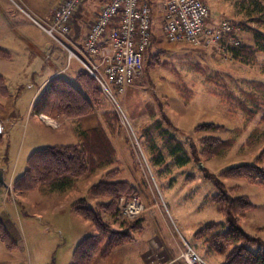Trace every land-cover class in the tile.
Listing matches in <instances>:
<instances>
[{"label": "rangeland", "instance_id": "rangeland-1", "mask_svg": "<svg viewBox=\"0 0 264 264\" xmlns=\"http://www.w3.org/2000/svg\"><path fill=\"white\" fill-rule=\"evenodd\" d=\"M94 1L91 13L79 10L72 19L78 43L108 0ZM30 2L33 5L24 6L18 0H0V52L5 55L0 58V71L9 94L0 99V113L7 123L6 132L0 134V158L7 157L8 173L18 153L23 160L27 151L25 117L32 94L54 69L72 76L71 70L78 64L35 23L62 1L56 7L57 0H44L42 5L40 0ZM151 2L153 39L142 76L116 97V103L102 93L100 105L94 106L91 120L86 122L87 126L92 121L95 127L109 128L111 145L113 142L117 151L115 161L85 174L75 181L74 188L62 191L55 199L43 198L38 191L29 193L31 207L24 211L18 208V215L14 214L17 231L26 242V264H71L73 242L92 227L86 223L84 230L70 221V205L84 199L92 207L99 201L89 197L88 190L108 170H116V180L134 184L136 193L148 199L151 207L155 196L161 213L177 226L174 213L189 222L186 212L193 206L200 222L224 223L209 199L216 193V184L235 189V195L246 197L252 205L237 226L249 239L252 251L264 248V188L229 174L231 169L245 165L264 169V51H259L254 41V32L264 35V0L205 2L209 22L223 19L239 25L241 45L248 51L238 59L227 60L215 48L168 43L163 35L161 5L158 0ZM63 72L57 75L64 80ZM47 116L48 120L65 117ZM14 123L22 128H14L8 141ZM39 129L45 138L57 135L50 128ZM61 136L67 142L63 145L75 143L63 133ZM169 137L181 144L177 155L167 149L165 139ZM45 147L41 144L34 150ZM55 207L66 214H54ZM34 213L41 217H34Z\"/></svg>", "mask_w": 264, "mask_h": 264}, {"label": "trees", "instance_id": "trees-1", "mask_svg": "<svg viewBox=\"0 0 264 264\" xmlns=\"http://www.w3.org/2000/svg\"><path fill=\"white\" fill-rule=\"evenodd\" d=\"M254 41L258 50L264 51V35L254 32ZM246 51L248 49L243 48L241 42L230 49L232 59H238ZM1 57H5L3 52H0ZM7 96L5 80L0 75V98ZM101 100L102 92L98 84L86 72L80 71L76 75L75 86L60 77L51 79L33 109L37 114L76 118L89 115ZM165 140L170 154L177 155L181 151L180 143H175L170 137ZM114 151L102 128L96 127L83 135L80 145L48 147L32 153L27 161V170L14 181V188L25 192L66 177L79 179L87 173L96 172L103 165H111L115 161ZM117 174L116 170H108L97 184L89 188V197L99 200L92 207H88L83 199L71 205V210L95 230L94 235L84 238L75 247L72 264H93L97 257H106L112 249L131 242L141 229L139 219L129 221L119 217L117 199L122 195L136 194V190L128 182L116 180ZM229 174L264 188V169L257 165L239 166L231 169ZM234 191L216 184V193L209 202L223 217L224 223L203 224L194 233V238L201 240L208 251L220 256L223 259L221 264H264V248L252 251L249 239L237 226L238 220L252 205L246 197L237 196ZM103 216L110 223H106ZM115 224L119 230L112 229ZM0 242L6 249H14V243L1 222Z\"/></svg>", "mask_w": 264, "mask_h": 264}, {"label": "built area", "instance_id": "built-area-1", "mask_svg": "<svg viewBox=\"0 0 264 264\" xmlns=\"http://www.w3.org/2000/svg\"><path fill=\"white\" fill-rule=\"evenodd\" d=\"M86 0H62L49 15L35 22L51 39L66 50L101 92L116 103L142 76L144 58L152 40L151 0H108L102 4L81 45L71 40L72 19ZM162 10L163 35L170 44L215 48L224 60L232 59L230 49L239 46V25L231 21L209 22V7L202 0H158ZM69 47L73 50L69 51ZM52 128L58 124L47 117ZM129 124V123H128ZM4 127L0 122V134ZM1 197L13 192L6 187ZM121 219L135 221L145 210L136 194L117 199ZM183 264H207L190 246L180 255ZM160 264H172L163 262Z\"/></svg>", "mask_w": 264, "mask_h": 264}, {"label": "crops", "instance_id": "crops-1", "mask_svg": "<svg viewBox=\"0 0 264 264\" xmlns=\"http://www.w3.org/2000/svg\"><path fill=\"white\" fill-rule=\"evenodd\" d=\"M18 1L24 6L33 5V3L30 2L31 0L30 1L29 0H18ZM40 1H41L40 4L42 5L44 0H40ZM61 1L62 0H57V2L53 6L56 7ZM210 1L211 0H205V2H208L209 4H210ZM95 3L96 2L94 0L93 1L86 0L81 5L79 10L81 11L84 10L83 11V13L85 12L84 14H86V12L91 13V11L93 10V4L95 5ZM205 4L207 5V3ZM44 15L45 14H43L42 16ZM71 31H72L71 37L73 38L72 42H74V44L79 47L81 43L77 42V39L73 35V29ZM240 37L241 36L238 35L237 39L239 41H240ZM80 71H81V67L78 64H76L75 67L71 70L72 76L66 74L65 73L66 71L63 72L60 69H54L52 71V74L32 94L31 103L26 109L25 119L27 121L28 129L26 126L24 129V134L28 133L29 142L26 145L27 151L24 153L25 157H23V160H20V152H19L18 155L16 156V159H14L13 161V166H12L11 172L9 173H8L9 170L7 169H9L10 167H7V165L5 164L7 157L4 155L2 158H0V179H1L0 181L1 183H3V186L0 185V194L2 193V190H5L6 187L8 186L12 187L13 189V192L12 193L9 192L6 197H1L0 195V222L14 243V249L8 250L0 242V264H26L27 262V257L24 255V253H26V247H25L26 242L23 243L17 231L16 224L14 222V214L18 215V210H17L18 208H20L21 211H24L27 208V206L31 207L29 193L38 191V193L42 194L43 198L51 199L53 197L55 199L56 195L58 194L60 195L62 191L64 192L66 189L74 188L75 181L78 180V179H71V178L66 177L65 179L59 180L56 183H53L51 185H41V186H38L34 190L25 191V192H19L15 190L14 185H13L14 181L20 178L24 174V172L27 170L28 158L32 153L36 152L34 149H38L37 147L39 145L41 144L47 145V147L45 148L80 145L82 143L83 135H85L87 131H90L96 128L95 126H93L92 121H90L88 126L86 124L87 121L91 120L89 119L91 118L90 117L91 115H87L83 117H76V118L59 117L57 119H52L51 117H49V119L56 121V123L59 125L58 128L55 129L42 121L41 116L48 117L47 115H45L44 113L37 114L34 112V109H33L35 103L41 96L42 90L45 87L46 88L48 87V83L50 82V80L53 79L54 77H59L57 73L59 74V72H63L64 80L67 81L69 84L75 86V78H76L77 73ZM0 75H2L5 78V76L3 75V72L1 71H0ZM6 98H0V99H6ZM2 110H3V106L0 102V111L2 112ZM135 117H133L134 120H135ZM0 122L2 123L4 127V132H3L4 134L7 130V123L2 113H0ZM39 126L50 128L54 134H57L55 135L56 137L55 138H52V137L45 138V136L40 134ZM139 127L140 125L137 124L138 130H139ZM14 128H22V125H18L14 123L13 126L9 128L8 141L11 140L12 131ZM101 128L104 134L106 135L107 139L111 141V138L109 136V128H104V127H101ZM61 133L67 136L68 139L75 141V143L70 144V145H63L67 142L61 139L62 137ZM2 135H1L0 143L2 141ZM44 139H45V142L43 141ZM46 140L53 141V142H48ZM112 145H113L114 150L116 151L113 142H112ZM37 151H40V150H37ZM131 185L135 187L134 184H131ZM136 195L139 197V199L141 200V202L143 203L145 207V210L142 212L141 217L139 218L141 229L134 235V239L131 242L124 243L112 249L111 252L106 257H102V258L97 257L93 264H160L163 262H171L172 264H183V262L180 259V255L185 250V246H190L195 252H197V254L207 264H221L223 259L220 256H217L213 254L212 252L208 251L201 240H197L194 238V233L196 232V230L204 224L203 222H200L199 218L195 215L197 210L194 206L191 209L187 210L186 212L187 213L186 215H188L189 217V222L183 221L178 216L177 212L174 213V215L177 217L176 218L177 223H178V226H177L174 223V221L172 220L169 221L168 219H166L165 215L161 213L160 204L158 200L155 198V196L152 195V198L154 200L153 201L154 207H151L152 203H150L148 199L141 198L138 193H136ZM79 200H82V199H79ZM53 212L54 214H58V215L66 214V212L61 210V208H56V207L54 208ZM33 215L34 217L35 216L41 217L39 214H36V213H34ZM67 218L70 221H73L74 224L76 225L78 224L82 228H84V230H86L85 224L88 222L82 219L77 214H75L71 210V208H70L69 215ZM103 219L106 223H110L107 217L103 216ZM111 227L113 230L120 229L117 224L112 225ZM78 231L80 233V230ZM59 233L60 235H62V232H59ZM86 233H87L86 236H83V237L78 236L77 240L73 242L71 246L72 255H73V251L75 247L84 238L94 235L95 230L92 227V229L91 228L87 229ZM72 255H71V264H72Z\"/></svg>", "mask_w": 264, "mask_h": 264}, {"label": "water", "instance_id": "water-1", "mask_svg": "<svg viewBox=\"0 0 264 264\" xmlns=\"http://www.w3.org/2000/svg\"><path fill=\"white\" fill-rule=\"evenodd\" d=\"M0 180H1V179H0ZM0 185L3 186V183H1V181H0Z\"/></svg>", "mask_w": 264, "mask_h": 264}]
</instances>
